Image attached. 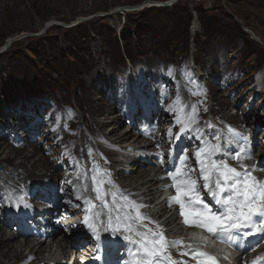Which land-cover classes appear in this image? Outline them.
I'll return each mask as SVG.
<instances>
[{
  "label": "rangeland",
  "instance_id": "1",
  "mask_svg": "<svg viewBox=\"0 0 264 264\" xmlns=\"http://www.w3.org/2000/svg\"><path fill=\"white\" fill-rule=\"evenodd\" d=\"M167 1L0 0V48L11 39L21 38L0 53V143H4L3 149L8 146L0 150V160L9 155L18 164L21 159H16L12 153V149L17 147H23L21 155L28 156L33 162L39 163L40 157L48 162L51 160L45 169L36 170L32 182L43 180L36 178L41 174H45L46 178L57 174L58 179L51 186L55 191L58 190L60 200L65 201L66 194L67 197L74 195L73 181L67 175L75 169L73 162L77 159V151L69 136L75 135V127L82 121L85 89L94 87L100 94H111L113 100L108 102L107 95L104 96L105 109L117 105L126 110L125 121L120 128L127 130L130 126L138 128L139 124L148 120L155 103L154 100L149 102L152 99L151 90L162 85L172 87L170 91L173 93L172 97L162 101L160 110L166 115L163 120H171L174 115L185 111L179 108L167 113L175 98L182 97L184 100L191 95L204 99L206 94L212 92L224 105L225 117L236 118L249 133V142L245 147H242L239 135L234 136L233 141L230 137L225 141L234 154L238 151L245 154L234 162L233 168L237 170L242 163L244 167L237 171L243 173L248 170L253 174L249 168L253 166L250 158L259 159L257 150L264 149V0H178L171 8H162L160 3ZM148 2L152 3V7L144 6ZM50 22L55 25H50L44 31ZM94 72L97 73V83L92 85L88 77ZM258 75L260 80L257 79ZM206 102L207 97L203 105ZM3 104L6 105L8 117L3 111ZM18 104L20 106L17 108ZM252 104L255 109L249 112ZM95 118L105 122L111 120L91 116V120ZM137 120L139 124L135 126ZM170 120L164 121L161 125L164 128L160 131L166 143L158 147L165 155L157 160L152 159L150 167L154 170L149 176H162L156 188L163 191L160 187H164L168 191V203L173 208L177 189L168 187L170 184L165 181L172 183L186 180L181 177L182 171L199 169L201 161L208 169L211 168V163L221 158L219 151L216 154H213L215 151H205L199 158L196 153L216 145L217 141L222 142L223 136L217 135L215 122L197 126L192 117V126L182 133V130L179 132L181 125L169 126ZM133 141L134 138L128 139L115 151L127 155L135 145ZM99 142L104 147H111L110 143L103 144L101 139ZM150 153L138 155L144 158ZM27 168H30L29 165ZM118 168L122 166L115 167ZM128 168H124V171H128ZM195 178L196 175L190 180L194 181ZM164 184H167V188ZM181 184L180 198L185 206H189L186 201L195 197L189 198L188 189ZM48 189L44 187L40 191L46 192ZM145 189L146 186H143L135 194L145 199ZM199 189L200 185L195 181L196 196L202 193ZM28 191L16 193L13 201L25 196H32V201L41 196L33 195L32 192L36 190L29 194ZM160 193L157 192L155 197L158 198ZM207 195L211 200V192ZM5 198L2 196V207L8 203ZM81 198L84 197H74L73 200L81 202ZM168 203H165L166 207ZM67 206L90 218L97 215L96 211H89L86 203L75 204L71 201ZM95 206L99 204L95 203ZM159 206L153 204L152 209L149 206L150 210L143 209V212L154 214ZM172 214L177 215L180 221L184 220L178 208L173 212L166 211L165 218ZM67 221H59L62 225L58 235L67 234L72 238V230L63 228ZM96 225L111 232L118 225L115 233L127 234L120 220H116L114 225L106 221ZM173 227L174 224L171 225ZM171 232L169 236L177 240L176 236H184L185 233L181 227ZM134 237L135 240L140 238ZM174 247L177 244L166 248L161 256H170ZM125 251L135 254L136 249L129 240H126ZM24 254H27L26 250ZM37 258L41 260L43 257ZM38 260L25 262L36 263ZM137 260L135 255L132 264H136Z\"/></svg>",
  "mask_w": 264,
  "mask_h": 264
},
{
  "label": "bare ground",
  "instance_id": "2",
  "mask_svg": "<svg viewBox=\"0 0 264 264\" xmlns=\"http://www.w3.org/2000/svg\"><path fill=\"white\" fill-rule=\"evenodd\" d=\"M49 25H55V23L50 22L48 26ZM72 25L74 26L75 23H73ZM10 41L12 42V39ZM10 41H8L7 43H9ZM88 78V81L92 85H95V83H97V73H92ZM171 88L172 87L169 88V86L162 85L152 88L150 94L152 99L149 100V102H152V100H154L155 102L153 112L148 116L147 121H145L143 124L138 125V128L130 126L127 130L120 128L121 123L125 121L124 116L126 115V110L121 109L116 105L114 108H109L108 110H110V112H108V110L105 109L106 105L103 102L104 96L107 94H100L94 87H92L91 89L90 87H87V89H85L83 109H81L82 121L80 124H78V126L75 127V135L69 136L71 140H73L71 141V143L77 151V159L73 162L75 169L69 172L67 175L71 179V181H73V183L71 184L74 186V195H70V197H67L66 194L65 201L60 200V196L57 193L58 190L56 189L57 191H55L51 186L52 183L55 182L57 174L50 175L49 178H46V176H44L45 174H41L36 178L43 179L45 182L43 180H39L37 183L32 182L34 180L33 178L35 177L34 175L36 173V170L40 171V168L45 169L48 166L49 162H51V160L48 162L45 158L40 157L39 163L33 162L28 156L24 154L21 155L23 147H17V149L11 148L13 150L12 153H14V155L16 156V159L20 158L21 161H19V163L17 164L9 157V155L0 160V166L2 168L0 170L2 172V174H0V177L2 178V181L0 182V204L2 202V196H5L12 202L13 198L16 196V193L20 194L29 189V194L30 191L36 190L32 193L33 195L41 194L39 199H42L45 202H49L52 200L55 201L56 205L50 212L49 221L47 222L46 227L49 229L52 226H56V229L53 230L44 241H36L39 236L34 235V233L30 232L28 229H25V231L23 232H21L20 230L16 232L14 229L15 222L7 218L4 207L0 205V264H22L26 260H38L37 257L39 256L43 258L36 261V263L47 264L51 261L53 262L61 251L63 253H66L68 250H71L76 256L81 255L86 246L91 243V237L87 229L83 225L80 226L78 224L79 222H77L76 219H81L87 214H78L77 211L69 209L67 203L71 201H74L75 204H77L78 202L81 204L86 203L88 204V209H90L89 211H91V213H93L94 211L97 212V215L95 217L89 219V224L93 225L99 222L104 223L106 221L109 223V225H114V222L116 220H120L123 223V230L132 238H135V235L139 236L137 235V233H140L147 237L149 240H157L159 235L162 234L165 242V247L162 253H164L166 248L175 246V244H177V247H174L172 249L170 255L171 259L176 263L179 262L181 264H195L193 256L189 255L186 250L178 247L180 246L179 239L177 240L169 236V233L173 231V229H176V231H178L180 227L182 228L184 220L180 221L177 215L172 214L169 217L165 218L161 224L155 223L154 216L159 215L160 218L162 215H165L167 211L165 203H168L169 200L160 205L154 214L145 213L143 212V209H141L142 205L152 206L154 203L161 202L162 190H158V188H156V184H158V182H160L163 178L159 175V177H156L154 175L155 177L150 178L149 175H151L150 172L154 170L153 167H150L152 159L157 160V158H159L161 155H165L160 150L158 145H164L166 143L165 136L164 134L162 135L160 131L164 128V126H161L164 121H168L170 120V118L163 120V118H166V115L161 113L160 108L164 99L173 96L172 91H170ZM94 93H97L98 96L94 95ZM206 97L207 102L203 105V100L206 99ZM204 99L198 96L191 97V95H188V97L184 100L182 99V97L175 98V100L172 101V104L170 103L171 108H168L167 113L170 114L174 110L180 108V110H185L186 112L192 114L194 125L198 126L202 123L212 124L213 122H215L217 124V135L223 136V141H217V144L221 146V150H219L221 158L217 159L214 162L217 165L226 163L229 167H233L234 162L240 160V158L242 156H245V154H240V151H238L239 153L234 154L233 150L230 149V146L226 144L225 141L228 137H230L229 139L233 141L234 136L239 135L242 142V147H245L249 142V133L243 128L242 124L236 118L225 117L223 110L224 105L213 96L212 92L211 94H206ZM110 100H113V98L111 94H108L106 97V101L108 102ZM138 104L140 105L139 102ZM91 116L97 118L103 117L104 119L111 120L106 122L100 120L98 121L96 120V118L91 120ZM159 132L160 134L155 135ZM132 138H134L133 143H135V145L130 148V151L127 155H120L117 153V151H115L117 148L120 149L122 143H126L128 139L130 140ZM100 139L109 142L111 144V147H103L101 145V142H99ZM3 144L0 143L1 147L3 146ZM4 149L3 147L0 148V150ZM249 149L251 151V147ZM260 150H257V152H259L258 154L260 160L256 163L253 162L252 166V168H254V165H256L255 168H257L259 171L264 169V149L261 151ZM144 152H152L151 158L145 161V158L140 156ZM131 153L132 155H130ZM216 153L217 151H215L213 154ZM174 154L173 156L175 157ZM247 155H249V153H247ZM238 164L240 163L238 162ZM27 165H29L30 168H27ZM119 166H122V168L115 169V167ZM123 167H129L128 171H124ZM202 173V167H200L199 169L195 168V170L188 169L187 171H182L181 177L186 178V180L184 179L182 181H191L190 178H193L196 175L194 181L198 182V185H200L199 191L202 192L199 195L205 196L202 205H208L213 199L212 191H210L209 189L211 188L212 190H216L213 181H216L219 173H212V180H210L209 187L202 186V184L205 182ZM165 182L167 184H170L168 187L176 189L175 185L178 183L180 184L181 181L172 183H169L170 181ZM43 183L45 185L42 186ZM181 185L188 189L187 184L182 183ZM143 186H146L144 194H146L147 198L145 199H141L140 196L135 194V191H138L139 188ZM44 187H49V189L46 192L41 193L40 189H44ZM161 189L164 190V188ZM157 192H161V196L159 195L158 198L155 197ZM209 192H211V200L207 195ZM188 194L190 195L189 198H194L196 197L197 193L195 190H192L189 191ZM226 195L227 193H222L221 198ZM80 196L84 197L81 198V202L77 199L73 200L74 197L80 198ZM31 197H23V203H27V205H30L34 201H31V199H33ZM87 199H89V203ZM95 203H98L99 206L96 207ZM174 203L177 205L176 208L179 209L180 213V205L177 204L175 200ZM202 205L199 209L200 211L203 210ZM214 208L217 209V213H222V211L224 210L220 204H216ZM192 209L193 208L186 206V211L189 212ZM64 211L66 213H64ZM192 219L193 216L190 215L189 220ZM59 221H67L65 222V224H63V228L69 231H73H71L72 238L67 234L58 235L59 231L61 230L60 225H62V223H60ZM172 224H174L173 228H171ZM129 226L131 227V232L126 230ZM9 228H11L12 231L9 230ZM81 228H84L83 231L81 230ZM78 233L83 234V236H80L81 234ZM203 237V233H201L200 231L190 232L191 242H199L201 239H203ZM86 238H88L89 240H87ZM52 245L55 246V250L51 249ZM122 245H124V242L122 243ZM134 245L136 248L135 252L141 259V254L137 252L139 244ZM91 247L95 248V246L92 245ZM25 250L27 251V254H24ZM253 250V256L251 258H249V256L243 257L242 264H253V261H255L258 257H264V240L256 242L254 244ZM183 252L187 253V255H185ZM182 253L183 257L180 256L182 255ZM89 254L91 256L94 255L93 249L90 250ZM156 259L159 260L160 258L157 257ZM30 264L34 263L31 262ZM112 264L116 263L113 262ZM258 264H264V259H261Z\"/></svg>",
  "mask_w": 264,
  "mask_h": 264
},
{
  "label": "snow or ice",
  "instance_id": "3",
  "mask_svg": "<svg viewBox=\"0 0 264 264\" xmlns=\"http://www.w3.org/2000/svg\"><path fill=\"white\" fill-rule=\"evenodd\" d=\"M219 148V144L210 145L207 149H201L196 155L199 158L203 152L208 151L211 153L219 151ZM240 166L241 168L244 167L242 163ZM201 167L205 181L204 187H209L213 172L219 173L215 181L218 191L211 188L209 190L212 191L213 198L224 210L221 215H216L204 204L202 205V211L197 210L196 212L189 213L186 211L185 203L180 199L181 188L178 183L175 185L178 195L173 197V199L180 205V214L184 217V223H190V215L195 216L196 220L193 222L197 227L205 228L214 238H219L217 236L218 233L226 234V239L229 243L234 242L233 233H236L237 237L242 240L246 236H251L256 229H259L261 233L257 237V242L264 240V221L257 223L254 219V217L264 218V181H258L248 170L241 173L235 168L229 167L226 163L217 165L213 161L211 163V170H209L204 162L201 161ZM221 181H223V185ZM180 183L187 184L188 191L195 189V181H181ZM222 193H227V195L221 198ZM23 202V197H19L16 202L17 207ZM193 203L200 204L198 195L189 201V207ZM25 207H28V205L25 204ZM85 222L87 223V220ZM112 230L115 233L118 230V225L117 228H113ZM126 230L131 232V227L129 226ZM93 235H96L97 239H99L95 228H93ZM137 235L140 236L139 240L133 239L130 235L124 236L131 243L139 244L137 252L141 254V259L137 260L136 264H176L170 256H161L165 247L162 234L159 235L157 240H149L140 233H137ZM184 254L187 255V253ZM157 257H160V259L157 260ZM193 258L196 259L197 264H216L215 258L204 252L197 251L193 253ZM261 259H264V257H258L253 261V264H258Z\"/></svg>",
  "mask_w": 264,
  "mask_h": 264
},
{
  "label": "water",
  "instance_id": "4",
  "mask_svg": "<svg viewBox=\"0 0 264 264\" xmlns=\"http://www.w3.org/2000/svg\"><path fill=\"white\" fill-rule=\"evenodd\" d=\"M177 1L178 0H168L167 2L161 3V6H162V8H165V7L166 8H171L175 3H177ZM194 1H200V0H194ZM144 6H146V7H152V3H144ZM49 26L46 25L43 30L45 31V29H47V27H49ZM19 39L20 38L17 37L15 39H12V42L10 41L9 43L4 44L3 47L0 48V52H5L13 44V42H15V41H17Z\"/></svg>",
  "mask_w": 264,
  "mask_h": 264
},
{
  "label": "clouds",
  "instance_id": "5",
  "mask_svg": "<svg viewBox=\"0 0 264 264\" xmlns=\"http://www.w3.org/2000/svg\"><path fill=\"white\" fill-rule=\"evenodd\" d=\"M258 80H260V77H258ZM249 86V88H251V86L250 85H248ZM248 88V89H249ZM247 97H249V96H247ZM263 100V99H262ZM262 103H263V101H262ZM255 108L253 107V104H252V106L249 108V112H252L253 110H254ZM260 111V110H259ZM184 112H186V111H184ZM251 159V164L253 163V162H255L256 163V161L257 160H255V159H252V158H250ZM250 169H252V166L250 165V167H249ZM263 170V169H262ZM254 171V170H253ZM258 170H257V168H255V172L257 173V175H258V177L261 179V180H263L264 179V177H263V175L261 174V171L260 172H257ZM168 192V191H167ZM164 194L165 195H167V193H166V191L164 192ZM171 195V194H170ZM175 195V194H174ZM173 195V196H174ZM168 196H169V194H168ZM163 198V196H161V199ZM155 205H157V204H155ZM153 208V205L151 206V209ZM150 210V209H149ZM155 211V210H154ZM167 211H169V210H167ZM161 218H162V221H163V219L165 218V216L164 215H162L161 216ZM55 247V246H54ZM53 247V248H54ZM52 248V249H53ZM56 249V248H55ZM54 250V249H53Z\"/></svg>",
  "mask_w": 264,
  "mask_h": 264
},
{
  "label": "trees",
  "instance_id": "6",
  "mask_svg": "<svg viewBox=\"0 0 264 264\" xmlns=\"http://www.w3.org/2000/svg\"><path fill=\"white\" fill-rule=\"evenodd\" d=\"M174 6V5H173ZM79 26V25H78Z\"/></svg>",
  "mask_w": 264,
  "mask_h": 264
}]
</instances>
